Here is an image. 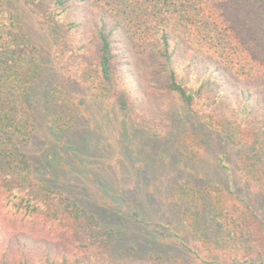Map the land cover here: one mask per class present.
<instances>
[{"label":"trees","instance_id":"obj_1","mask_svg":"<svg viewBox=\"0 0 264 264\" xmlns=\"http://www.w3.org/2000/svg\"><path fill=\"white\" fill-rule=\"evenodd\" d=\"M18 1L0 0V264H104L111 229L37 177L29 152L44 106L57 105L51 128H69L64 82L154 136H167L181 111L247 145L236 164L243 194L224 176L206 172L200 186L175 173L177 224L157 227L190 259L159 254L153 263L264 264V0H22L63 80L46 102L44 52L18 20ZM192 138L181 143L194 155Z\"/></svg>","mask_w":264,"mask_h":264},{"label":"rangeland","instance_id":"obj_2","mask_svg":"<svg viewBox=\"0 0 264 264\" xmlns=\"http://www.w3.org/2000/svg\"><path fill=\"white\" fill-rule=\"evenodd\" d=\"M18 2V20L44 52L46 102L49 85L53 90L63 80L49 66V39L36 26L24 2ZM61 90L59 98L66 102L62 107L72 109L73 120L68 129L55 130L49 125V115L57 105L51 109L44 106L37 112L39 125L29 145L37 177L73 194L100 216L104 230L111 229L107 250L103 251L104 264H154L156 256L170 253L190 259L168 228L157 227L177 224L172 208L178 188L175 173L197 176L200 186L207 182L200 180L206 172L215 182L224 176L228 189H236L235 195L243 194L236 164L248 146L210 131L197 118L181 111L174 113L167 136H154L115 115L74 83L64 82ZM183 135L195 139L194 155L188 144L182 145ZM79 142L84 145L81 151L72 149ZM144 217L150 223L139 221Z\"/></svg>","mask_w":264,"mask_h":264}]
</instances>
